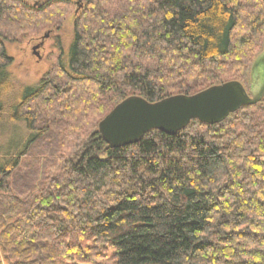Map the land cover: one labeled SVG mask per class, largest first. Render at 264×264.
Here are the masks:
<instances>
[{
	"label": "trees",
	"instance_id": "1",
	"mask_svg": "<svg viewBox=\"0 0 264 264\" xmlns=\"http://www.w3.org/2000/svg\"><path fill=\"white\" fill-rule=\"evenodd\" d=\"M17 1L0 0V264H264L262 101L117 148L98 131L130 96L248 92L264 0H87L25 86L4 39L66 0Z\"/></svg>",
	"mask_w": 264,
	"mask_h": 264
},
{
	"label": "water",
	"instance_id": "2",
	"mask_svg": "<svg viewBox=\"0 0 264 264\" xmlns=\"http://www.w3.org/2000/svg\"><path fill=\"white\" fill-rule=\"evenodd\" d=\"M48 37V33L42 40ZM42 42L32 50L40 47ZM249 91L232 80L208 87L192 95L177 94L157 102L130 96L116 104L98 123V131L112 148L139 142L152 130L175 135L197 120L217 124L244 106L260 103L264 98V50L254 59L249 74Z\"/></svg>",
	"mask_w": 264,
	"mask_h": 264
},
{
	"label": "rangeland",
	"instance_id": "3",
	"mask_svg": "<svg viewBox=\"0 0 264 264\" xmlns=\"http://www.w3.org/2000/svg\"><path fill=\"white\" fill-rule=\"evenodd\" d=\"M47 1L18 0L17 2L28 6H39ZM86 4L87 0H66L53 8L51 17L35 20L34 18L37 17H29L25 21L24 28H20V31L14 30L4 39L6 54L11 58L8 71L15 86L37 84L60 58H64L72 38L74 19L79 16L78 10ZM45 33H48V37L42 40ZM40 42L42 44L34 52L32 48ZM261 103L264 104V98ZM7 131L6 126L0 125V141L6 136Z\"/></svg>",
	"mask_w": 264,
	"mask_h": 264
}]
</instances>
